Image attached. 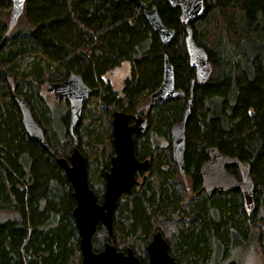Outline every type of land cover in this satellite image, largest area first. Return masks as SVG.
<instances>
[{"label":"trees","instance_id":"16d2710c","mask_svg":"<svg viewBox=\"0 0 264 264\" xmlns=\"http://www.w3.org/2000/svg\"><path fill=\"white\" fill-rule=\"evenodd\" d=\"M204 3L203 15L190 26L213 70L198 84L181 10L167 0H25L26 26L18 30L14 1L0 0V264H82L74 189L58 158H69L78 146L102 201L115 155V111L148 119L134 143L139 159H150V169L138 173L140 185L119 199L112 238L99 236V222L96 251L111 242L119 250L132 248L142 264H150L147 245L161 231L179 264L183 254H192L195 264H243L232 257L239 245H255L264 256V0ZM153 5L176 31L170 45L144 14ZM166 56L185 97L150 108ZM125 60L131 74L118 90L106 75ZM73 72L93 91L76 131L78 145L69 133L68 102L51 104L43 93L46 82ZM193 86L183 176L170 132L183 120ZM15 93L30 105L54 154L26 132ZM209 147L250 164L252 214L239 191L208 195L201 189ZM229 171L238 176L237 168Z\"/></svg>","mask_w":264,"mask_h":264},{"label":"water","instance_id":"95a60500","mask_svg":"<svg viewBox=\"0 0 264 264\" xmlns=\"http://www.w3.org/2000/svg\"><path fill=\"white\" fill-rule=\"evenodd\" d=\"M14 9L12 19L24 9L25 0H13ZM171 6L181 10V20L186 25V48L191 64L196 67V82L204 84L210 77L213 67L204 47L197 44L190 23L200 18L205 11L204 0H167ZM144 14L150 26L157 32L165 45H170L176 36V31L169 28L162 20L157 6L145 9ZM13 24V26H14ZM47 92L56 100L64 99L69 104L70 126L69 133L78 145L76 133L83 117L84 104L92 95V88L84 81L79 73H71L65 80L59 82L48 81L45 84ZM194 86L187 99L183 120L174 124L170 132V143L174 161L180 173L185 175V151L187 123L191 117L194 105ZM184 91L177 89L175 84L174 67L168 56L164 62V77L161 85L150 95L149 107L167 103L170 100L184 98ZM14 99L22 116V123L30 137L37 140L52 154L43 127L36 120L30 105L25 98L14 94ZM136 122L130 124L131 115L122 111H115L113 119V145L115 155L111 159V168L106 173L103 200L89 183L87 157L75 146L69 156L59 157L58 162L66 171L73 186L76 207L74 217L79 229L82 252V264H142L140 258L132 248L127 251L119 250L111 242H106L100 251L93 246V236L99 222L107 229L110 238L114 233L113 216L121 196L131 193L134 186L140 184L137 173L147 171L150 160H141L136 155L134 135L143 134L148 126L147 119L137 114ZM209 159L200 168L202 177L201 189L208 195L215 192L239 191L242 195L243 206L248 215L255 210L254 181L251 176L250 164L238 157L229 156L219 151L217 147L207 148ZM238 169V176L229 169ZM150 264H179L170 252L168 240L161 231H157L147 245Z\"/></svg>","mask_w":264,"mask_h":264},{"label":"rangeland","instance_id":"374dc122","mask_svg":"<svg viewBox=\"0 0 264 264\" xmlns=\"http://www.w3.org/2000/svg\"><path fill=\"white\" fill-rule=\"evenodd\" d=\"M14 30L22 29L26 26V21L24 17L23 11L20 12L19 15L16 16ZM131 74V63L127 60L122 61L119 66H117L113 71L107 73V78L111 80L114 87L120 90L125 82V79ZM46 84V83H45ZM43 93L47 96L48 100L51 101V104H55L56 102H64L66 100H56L53 95L46 91L45 85L43 87ZM68 105V104H67ZM75 143V142H74ZM141 178H139L140 180ZM193 196L192 193H190ZM103 200V198L101 199ZM99 236L105 238L108 236L107 229L104 227L100 232ZM232 257L242 260L243 264H264V256L262 255L260 249L255 245H239L233 250ZM182 264H195L193 262L192 254H183L181 258Z\"/></svg>","mask_w":264,"mask_h":264},{"label":"flooded vegetation","instance_id":"af4514ba","mask_svg":"<svg viewBox=\"0 0 264 264\" xmlns=\"http://www.w3.org/2000/svg\"><path fill=\"white\" fill-rule=\"evenodd\" d=\"M137 114H139V115H141L140 113H136V114H130L131 115V120H130V124H134L135 122H136V119H135V115H137ZM142 116V115H141ZM143 118H145V119H147L146 117H144V116H142ZM113 119H114V117H113ZM147 122H148V119H147ZM148 127V126H147ZM147 130V129H146ZM135 135H139V134H135ZM147 159H149V158H147ZM145 160V159H144ZM150 160V159H149ZM177 164V163H176ZM178 166V165H177ZM149 169H150V167H149ZM149 170H147V171H139L138 173H147ZM180 171V170H179ZM137 173V177H138V180H139V174ZM185 175H186V173H185ZM185 175H183V176H185ZM140 181V180H139ZM141 182V181H140ZM140 185V184H139ZM138 186V185H137Z\"/></svg>","mask_w":264,"mask_h":264}]
</instances>
